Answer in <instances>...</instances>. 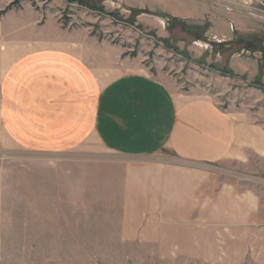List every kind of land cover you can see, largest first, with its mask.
<instances>
[{
    "label": "crops",
    "instance_id": "1",
    "mask_svg": "<svg viewBox=\"0 0 264 264\" xmlns=\"http://www.w3.org/2000/svg\"><path fill=\"white\" fill-rule=\"evenodd\" d=\"M116 1L171 7L180 18L203 1L264 10V0ZM119 55L82 32L52 29L31 6H0V151L99 145L129 162L126 241L161 260L226 259L227 246L258 226L260 198L246 172L264 159V129Z\"/></svg>",
    "mask_w": 264,
    "mask_h": 264
},
{
    "label": "rangeland",
    "instance_id": "2",
    "mask_svg": "<svg viewBox=\"0 0 264 264\" xmlns=\"http://www.w3.org/2000/svg\"><path fill=\"white\" fill-rule=\"evenodd\" d=\"M14 1L54 30L115 49L121 62L174 92L209 98L264 129V10L255 3L237 9L203 1L197 14L180 18L153 3L87 0L103 8L97 11L81 0ZM10 4L0 0L6 11ZM94 147L0 151V264H264V159L246 172L260 198L258 226L227 246L226 259L161 260L124 238L129 162Z\"/></svg>",
    "mask_w": 264,
    "mask_h": 264
},
{
    "label": "trees",
    "instance_id": "3",
    "mask_svg": "<svg viewBox=\"0 0 264 264\" xmlns=\"http://www.w3.org/2000/svg\"><path fill=\"white\" fill-rule=\"evenodd\" d=\"M81 3H82V5H84V6H87L88 8H90V9H94V10H97V11H101V10H103V8H101L100 6H98V7H95L96 5H93L92 3H88L87 2V0H81ZM18 3L17 2H13L12 4H11V6H9L8 7V10H10L12 7H14V6H16ZM7 10V11H8Z\"/></svg>",
    "mask_w": 264,
    "mask_h": 264
},
{
    "label": "built area",
    "instance_id": "4",
    "mask_svg": "<svg viewBox=\"0 0 264 264\" xmlns=\"http://www.w3.org/2000/svg\"><path fill=\"white\" fill-rule=\"evenodd\" d=\"M247 4V3H246Z\"/></svg>",
    "mask_w": 264,
    "mask_h": 264
}]
</instances>
